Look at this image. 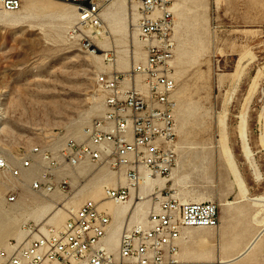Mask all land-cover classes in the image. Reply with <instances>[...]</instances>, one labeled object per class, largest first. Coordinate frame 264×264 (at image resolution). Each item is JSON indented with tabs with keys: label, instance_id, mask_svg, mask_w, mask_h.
Listing matches in <instances>:
<instances>
[{
	"label": "rangeland",
	"instance_id": "obj_1",
	"mask_svg": "<svg viewBox=\"0 0 264 264\" xmlns=\"http://www.w3.org/2000/svg\"><path fill=\"white\" fill-rule=\"evenodd\" d=\"M115 1L111 0L102 12L104 34L111 28L105 13ZM126 1L130 6L126 15L128 18L129 12L132 13L131 27L138 37L137 43L134 38L131 42L132 58L119 51L126 48L124 34L113 36V49H98L96 53L103 55L101 58L82 49L71 36L79 15L66 18L45 9L52 6L51 10L77 11L69 3L23 0L17 12L0 6V157L16 165L35 146L52 147L55 142L83 137L85 128L104 115L105 105L96 86V75L116 69L129 70L145 58V44L136 28L139 1ZM170 6L175 19L172 67L178 81L174 99L180 148L174 163L178 166L167 180V190L183 201H213L219 205L220 226L194 228V231L210 234L220 227L226 230L229 253L217 240L200 244L192 241L182 260L188 264H220L219 259L237 255L260 229L251 220L252 201L239 202L240 190L222 154V120L226 121L228 143L249 186L250 196L264 194V149L260 142L264 132V0H171ZM11 16L18 17L20 22L7 21ZM96 42L100 46L99 38ZM126 42L130 44L128 38ZM136 50L140 51L138 59ZM122 55L129 59V64L124 62L117 68ZM245 111L249 142L262 181L255 179L242 151L240 115ZM102 168L108 175H116L107 167L87 165L83 169L92 174L84 175L83 183H72L70 193L55 191L48 195L17 185L23 181L31 187L33 177L25 171L20 179L0 170V250L10 240L25 238L27 234L22 229L25 222L29 228L35 226L34 222L44 227L62 225L68 218L69 205L79 206L92 198V189L84 186ZM170 173L171 170L166 175ZM13 188H19L18 198L9 203L7 198ZM27 194L29 202L25 201ZM100 194L103 197V189ZM45 196L53 198L57 205L36 203ZM135 200L133 197L125 204ZM145 201L139 218L148 214L147 206L152 201L150 197ZM224 202L229 203L225 209L221 206ZM54 213H59L55 222L51 220ZM110 239L114 246L113 238ZM223 264H264V251L256 257L247 255Z\"/></svg>",
	"mask_w": 264,
	"mask_h": 264
},
{
	"label": "built area",
	"instance_id": "obj_2",
	"mask_svg": "<svg viewBox=\"0 0 264 264\" xmlns=\"http://www.w3.org/2000/svg\"><path fill=\"white\" fill-rule=\"evenodd\" d=\"M59 1L76 4L83 26L93 34L101 33V11L111 0ZM140 1L143 16L138 27L140 37L148 42L147 58L126 72L96 75L105 113L86 127V140L71 138L52 147L35 146L16 165L0 157V170L21 179L24 170L36 166L35 190L53 192L58 187L70 193L72 180L83 177L80 169L91 164L107 166L117 175L124 174L127 184L106 186L105 200L126 202L132 196L131 187L139 185L145 171L166 175L172 169L179 139L174 100L178 81L169 63L174 20L170 12L154 16L171 1ZM0 4L5 10L17 11L23 0H0ZM75 36L82 49L97 50L86 33ZM10 190L7 200L16 202L19 188ZM160 195L155 194L159 206L149 212L147 223L137 222L122 231L117 252H112L106 241L112 215L101 202L87 199L70 213L60 230L50 227L26 247L0 250V264H174L183 230L217 228L220 207L213 201L181 204L167 188L160 190Z\"/></svg>",
	"mask_w": 264,
	"mask_h": 264
},
{
	"label": "bare ground",
	"instance_id": "obj_3",
	"mask_svg": "<svg viewBox=\"0 0 264 264\" xmlns=\"http://www.w3.org/2000/svg\"><path fill=\"white\" fill-rule=\"evenodd\" d=\"M57 1H59V0H57ZM130 1L133 2V1H136V0H130ZM138 1H139L138 13H137L138 21H137L136 28L138 30L139 38L145 44V58L137 61V62H140V61L146 60V58H147V48H146V46H147L148 42H147V40L145 41V40H143L140 37V30H139L138 26H139V21H140V19L143 16V13L139 9L140 5H141V1L140 0H138ZM66 3H69V5L71 7L76 8L77 11H75L74 9L71 10L69 8H61V9H57V10H51L52 6H46L45 9L49 10V11H52L53 13H56L58 16H62V17H66V18H72V17H75V16L79 15L78 16V23H77V26L75 28L77 30H80L81 35H84L85 33L87 35H89L93 39V43L95 44V46H97V50L90 49L89 51H91L92 53H96L99 48L102 51H107V50L111 49L112 47H114V42H113L114 37L113 36L114 35H118V34H124L125 40H123V42L126 44L125 45L126 48L120 49L119 51H120V53H123V55H125V56L126 55L127 56L130 55L131 58H132V49L130 48V47H132L131 42H132V39L134 38L135 42L137 43L138 42V37H137V32H133L132 31V27H131L132 26V23H131V20H132L131 14L132 13L129 12V17L128 18H127V15H126L127 8L130 7L126 0H116L112 4V6L106 11L105 15H106V18L109 19L110 27H111L109 29V31L106 32V34H104V32L102 30H100V32H101L100 34H93L92 30L90 28H87V27L83 26V24L80 22L81 14H80L79 7L76 4L72 3V2H66ZM109 3L101 11L102 27H103V23H104V18H103L102 12L109 5ZM0 6H1V4H0ZM19 10H17V11H19ZM6 11H8V10H6ZM17 11H9V12H17ZM165 12H170L171 14H173L170 4L164 6L162 9H157L154 12V14H155L154 16H161ZM173 16H174V14H173ZM11 17L10 18H6V20L9 21V22H13V23L20 22V19L18 17H16V16L15 17L11 16ZM174 28H175V19H174V25H173V30H172V34H171V42L173 44V56H172V59H170V61H169L171 66H172V60H173L174 52H175ZM74 29L71 31V36L74 35L73 31L76 30V29L75 30ZM99 35H102L103 37H100ZM77 36H79V35H77ZM77 36H75V41H76V37ZM98 38H99L100 46L96 42V40H98ZM127 38L129 39L130 44H128L126 42ZM108 53L109 52L106 53V56L108 55ZM136 54H137L136 58L138 59L140 57L139 56L140 55V51L136 50ZM123 55L120 56V58H119V66L117 68H119V67L121 68V66H123V64H125V63L129 64V59H126L127 57L125 58ZM96 56L98 58H101L103 55H100V54L96 53ZM115 68H116V66H115ZM112 71L126 72L128 70H118V69H116V70H112ZM102 98H103V96H102ZM103 100H104V98H103ZM104 105H105V103H104ZM176 106H177V104H176ZM240 117H241V131H240V136L239 137H240L241 142H242L243 154L247 158V160L250 163L252 169L254 170L255 179L257 181H262L263 180V175L258 169V165H257V163L255 161V157H254V152H253V150L251 148V145H250V142H249V134H248V129H247V111L242 113L240 115ZM175 118H176V126H177L176 108H175ZM93 123H94V121H93ZM91 125H89V126H91ZM222 126H223V130H222V133H223L222 134V154H223L224 158L226 159L227 164L229 165L230 172L233 175L234 180H235V182L238 185V188L240 190L239 202H245L247 200H251L252 201V207L254 208V215H253L254 216V221L260 226V231L258 232V234H256V236L254 238H252L251 241H249L245 245V247L243 249H241L239 251V253L237 255L233 256L230 259H225V260L223 258L219 259L218 263H220V264L237 261V260H240V259H242L243 257H245L247 255H251L252 257H256L263 250L262 243L264 242V194L256 195V196H253V197L250 196L249 186H248V184H247V182H246V180H245V178L243 176L242 171L240 170V168L238 167V165L236 163L234 154H233V152L231 150V147H230V145L228 143V139H227V136H226V133H225V128H226L225 119L222 120ZM177 131H178V127H177ZM84 132H85L84 136L80 137V138H77L78 140H86V137H87L86 128H85ZM70 139L71 138H69L68 140H70ZM68 140H66V141H68ZM260 142H261V145H262V147L264 149V132L261 135ZM62 143H64V142H62ZM60 144H58V145H60ZM179 148H180V144H179V139H178L177 146H176V152H178V153H179ZM177 166H178V163H177ZM177 166L172 167L170 175L153 174V173H150L148 171L147 172L145 171L143 173L144 175H143V178L141 179L139 185H137L136 187H131L132 196L126 202H117V201H113V200H105V187L106 186L115 187V186L119 185L121 182L123 184H127V181H126V178H125L124 174L117 175L112 170L111 171L116 174L115 175L116 177L113 176V175H110V174L108 175L106 169L102 168V169L98 170L93 175L92 181L89 184L85 185L84 189L90 187L92 189L91 197L94 198L93 200L96 199V201L101 202V205L103 207L109 209V210L108 209L107 210H108V212L111 215L113 213L114 221H112V222H113V225H115V227L119 228L123 224L124 218H127V217L129 218V217L135 216L134 217V222L131 225L127 224V225L124 226V228L122 230V231H124L127 227L128 228L132 227L134 223L140 222V223L145 224V223L148 222V220H149V218H148L149 212L154 210V209H158V206H159V202L155 199V194H157L159 197H161L160 190L166 189L168 187L167 186V184H168L167 180H168V178L171 177L173 170ZM102 167H107V166H102ZM82 169H80V173L82 174L83 177L81 179H79V180L78 179L72 180V183H76V184L83 183L84 179H85L84 175L89 177L92 174V173L90 174V172L88 173V170H85V169L82 170ZM24 171L26 172L27 175H30L31 178L33 177V180L31 182V187H30L29 184H27L26 182H23V181H21V182L19 181L17 183V185L18 184L26 185V186H28V188H32L33 190H35L33 188V184L35 182L34 178L37 176L38 168L36 166H33L32 168L24 170ZM33 171H35V172L32 175ZM160 178L166 179V182L164 183V181L160 180ZM103 185H105V186L103 187ZM102 189H103V197L100 194ZM35 191H37V190H35ZM55 191H59L61 193H65L64 191H62L58 187H57V189ZM55 191H53V192H55ZM37 192L40 193V194H43V195H46V194L48 195L50 193H53V192H43V191H37ZM56 195L57 194H52L53 197H55ZM175 195L176 194H173V196L178 199V197L175 196ZM24 197H25V201L26 202H29L31 200L28 194L25 195ZM133 197H134V199L135 198L137 199V200H135V202H133L132 204L131 203L130 204H125V203L130 202ZM148 197H150L151 201H152L150 203V205L147 206L148 209H149L148 214H147V216L145 218H139L137 215L140 214L139 213L140 210L145 208V205H144L145 203H143V202ZM92 198H89V199H92ZM178 200L180 201L181 204L190 202V201H183V200H180V199H178ZM194 202H202V200L201 201L196 200ZM36 203H38L40 205H46V206H49V205H52V204L57 205L55 200H53V198L48 197V196L43 197V199H38L36 201ZM230 203H232V202H230ZM228 204H229L228 202H224V203H221V206L223 207V209H225L226 205H228ZM80 205L79 206H75L73 204L69 205V207H68V212H69L68 213V217H69L70 213L76 211L80 207ZM54 209H56V208H51L49 210H54ZM60 209H63V208H60ZM58 214L59 213H54L51 220H53L55 222L56 221L55 218H57ZM66 220H65V222H66ZM27 223L28 222H25L22 225L23 231L26 232V234H27L25 236V238L23 240H21V241H19L17 239L10 240L9 244L7 245V247L3 248V249L13 250V248L26 247V246H28V244H30V242L34 238L38 237V235H39V233L41 231L42 232L47 231V229L50 228V227H54L57 230H60L62 228L63 224H64L63 223L60 226L52 225V226L44 227V226H39V224L34 222V225H35L34 227L35 228L32 229L31 227H33V226L31 225V227L29 228V227H27ZM110 228H111V226H110ZM110 228H109V230L107 232V235H106L107 246L112 252H117L118 245H119V237L120 236L117 237L114 232L112 233L111 237L113 238V240L115 242L114 246H112L111 239L109 237L110 236ZM202 228H207V227H202ZM210 229H215V228H210ZM117 231H118V229H117ZM226 235H227V231L223 230L221 227L219 229H217L215 232L214 231L211 232L210 234H198V233H196L194 231L193 227H189V229H187V232L184 235H183V232H182L181 239L183 237L184 245H183L182 249H181V246H180V250L178 251V253H177L176 257H175L176 261L174 262V264H188L186 261H184L182 259L184 258L185 254H186V252L188 250V246L191 244L192 241L193 242H197L198 244H200L202 242H213L214 240H217V241H219L221 243L222 249L226 253H229L230 245H229V243H227V242H229V239L228 240L226 239ZM19 237L21 238L22 236L20 235ZM181 239H180V241H181ZM3 249H1V250H3ZM180 256H181V258H180ZM218 257L220 258V256H218Z\"/></svg>",
	"mask_w": 264,
	"mask_h": 264
},
{
	"label": "crops",
	"instance_id": "obj_4",
	"mask_svg": "<svg viewBox=\"0 0 264 264\" xmlns=\"http://www.w3.org/2000/svg\"><path fill=\"white\" fill-rule=\"evenodd\" d=\"M172 66L174 67V59L172 60ZM174 76H175L176 79H177V74H176V72L174 73ZM176 104H177V103H176ZM176 109H177V106H176ZM177 127H178V125H177ZM107 209H108V208H107ZM108 210H109V209H108ZM253 215H254V212H253ZM112 216H113V221H114V215H113V213H112ZM251 220H252V222L256 223V222L254 221V216H251ZM133 222H134V216L129 217V218H124V222H123V224H122L119 228L115 227V225H113V222H112V225H111V228H110V236H109V237L112 236V233H113V232L116 234L117 237H119L120 234H121V232H122V230H123V228H124V226L127 225V224L131 225ZM256 224H257V223H256ZM193 228H195V227H193ZM196 228H202V227H196ZM117 229H118V231H117ZM187 229H189V228H186V229L183 231V235L187 232ZM259 231H260V229H258L256 232H254L252 238H254V237L256 236V234H258ZM252 238H251L249 241H251ZM182 243H183V237H182V239H181V241H180L181 249H182ZM183 245H184V243H183ZM262 247H263V250H262V251H264V242L262 243ZM180 258H181V256H180Z\"/></svg>",
	"mask_w": 264,
	"mask_h": 264
}]
</instances>
